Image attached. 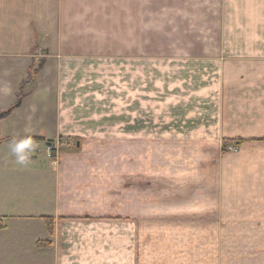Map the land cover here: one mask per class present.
<instances>
[{
  "label": "crops",
  "instance_id": "0c3cea01",
  "mask_svg": "<svg viewBox=\"0 0 264 264\" xmlns=\"http://www.w3.org/2000/svg\"><path fill=\"white\" fill-rule=\"evenodd\" d=\"M154 10L161 16L156 20L163 29L156 36L162 46L156 47L163 59L169 68L195 72L193 90L184 99L194 103L192 115L182 120L193 124L186 129L211 139L201 145L210 146L209 153H199L195 165L203 157L208 166L212 228L241 229L247 245L264 247V0H0V111L16 102L31 66L43 64L35 80L24 85L27 96L21 106L0 122L4 137L11 138L0 144V163L13 166L10 144L17 136H42L45 140L33 144L46 145L49 136L43 131L58 139L105 127L106 96L99 94L105 78H96L106 64L96 59L111 47L114 55L129 53V92H135V99H130L129 112L108 117L118 122L114 129H129L133 142L139 117L138 55L147 61L154 45H138L139 22L152 26ZM128 117L126 124L120 122ZM237 139H243L237 151L223 148V141ZM80 155L66 152L52 159L46 173L54 195L15 197L17 209L35 211L16 216L29 221L19 227L13 243L0 241V261L12 262V251L22 264L137 263L136 214H122L120 205L107 203L114 196L97 188V175ZM29 156L28 164H34L36 156L32 151ZM12 200L1 196L0 209ZM43 216L55 218L53 236ZM43 240L51 246H39Z\"/></svg>",
  "mask_w": 264,
  "mask_h": 264
},
{
  "label": "rangeland",
  "instance_id": "374dc122",
  "mask_svg": "<svg viewBox=\"0 0 264 264\" xmlns=\"http://www.w3.org/2000/svg\"><path fill=\"white\" fill-rule=\"evenodd\" d=\"M153 16L152 26L139 22L142 34L138 35V45L145 47L148 41L155 46L149 47L147 61L142 59L143 55H138L137 138L130 143L129 129H114L118 122L108 117L109 113L117 111L129 112L130 99H135V92L132 96L129 92V53L123 51L114 55L111 47L105 55H100L104 59H96L106 64L103 75L100 72L98 78L95 76L100 80L105 78V88L99 91L106 96L105 127L90 129L87 136L55 139L59 154H81V158L89 162L92 173L97 175V188L114 196L112 203L108 198L107 203L111 207L120 205L122 214H136L139 222L136 264H264V247L247 245L241 229L228 232L212 228L216 223L210 214L208 177L204 174L208 166L203 157L202 160L198 157L195 165L199 153H209L210 146L201 145L208 144L211 139L207 134L199 135L194 129H186L193 124L182 120L188 119L184 114L192 115L194 103L184 99L193 90L195 72L189 67L169 68L162 51L158 50L162 39L156 35L163 29L162 22L156 20L161 17L160 12L154 10ZM116 61L126 62L120 67L114 66ZM119 75L120 84L117 83ZM128 121L129 117L120 122L126 124ZM42 134L53 138L49 131ZM1 136L5 139L0 144L11 139L4 137L3 131ZM40 143L33 144L34 164L19 165L15 159L13 166L8 168L0 163V197L6 195L13 199L0 209L7 213L5 223L8 226L0 233V241H8V245L15 241L17 233L19 235V227L29 221L16 216L35 211L17 209L15 197L20 193L19 199L23 200L31 192L42 195L55 192L54 185H48L50 175L46 173L53 158L48 156V147ZM240 144L235 140L228 144L223 141V148L237 151ZM37 212L42 214L43 211ZM11 253L9 256L14 260L10 263L0 261V264H22Z\"/></svg>",
  "mask_w": 264,
  "mask_h": 264
},
{
  "label": "trees",
  "instance_id": "16d2710c",
  "mask_svg": "<svg viewBox=\"0 0 264 264\" xmlns=\"http://www.w3.org/2000/svg\"><path fill=\"white\" fill-rule=\"evenodd\" d=\"M42 63H40L38 66L36 65H32L31 69L29 70V73L27 75V78L23 81V85L17 95V99L16 102L9 107L8 109L4 110V111H0V122L1 120L8 116L9 114H11V112L13 110H15L16 108H18L19 106H21L23 100L25 99V97L27 96V92H25L24 90V85L27 82H30L32 80H35V78L38 75V72L40 71L41 67H42ZM5 138H3L1 136V126H0V142H2V140H4ZM32 140H45L44 137L42 136H37V137H31ZM235 142H237V144H240L242 142V139H237L235 140ZM42 219L44 220L46 226H47V230L49 232L50 236H53L55 233V218L53 216H43ZM6 223H5V219L3 217H0V231L4 230L6 228ZM39 246L42 247H49L51 246V241L50 240H43V241H39L38 242Z\"/></svg>",
  "mask_w": 264,
  "mask_h": 264
},
{
  "label": "clouds",
  "instance_id": "9594fccd",
  "mask_svg": "<svg viewBox=\"0 0 264 264\" xmlns=\"http://www.w3.org/2000/svg\"><path fill=\"white\" fill-rule=\"evenodd\" d=\"M10 149L16 156V163L19 165H27L30 160L29 153L33 149V142L30 137L14 140L10 144Z\"/></svg>",
  "mask_w": 264,
  "mask_h": 264
},
{
  "label": "built area",
  "instance_id": "2783aa9c",
  "mask_svg": "<svg viewBox=\"0 0 264 264\" xmlns=\"http://www.w3.org/2000/svg\"><path fill=\"white\" fill-rule=\"evenodd\" d=\"M57 142H54L52 145L47 146L48 147V156L50 158L58 159L60 154H59V147H57Z\"/></svg>",
  "mask_w": 264,
  "mask_h": 264
},
{
  "label": "water",
  "instance_id": "95a60500",
  "mask_svg": "<svg viewBox=\"0 0 264 264\" xmlns=\"http://www.w3.org/2000/svg\"><path fill=\"white\" fill-rule=\"evenodd\" d=\"M54 138H48L47 140H46V144L47 145H51L53 142H54Z\"/></svg>",
  "mask_w": 264,
  "mask_h": 264
}]
</instances>
